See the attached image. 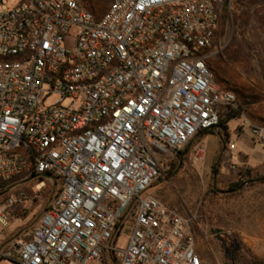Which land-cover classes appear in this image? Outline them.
<instances>
[{"label":"built area","instance_id":"1","mask_svg":"<svg viewBox=\"0 0 264 264\" xmlns=\"http://www.w3.org/2000/svg\"><path fill=\"white\" fill-rule=\"evenodd\" d=\"M231 1L110 0L102 13L89 0H20L0 12V259L206 264L198 216L179 214L150 190L237 108L211 67ZM241 127L264 143V125L245 118ZM34 179L56 191L31 225L33 210L15 214L42 194L27 188ZM13 222L27 223L10 233Z\"/></svg>","mask_w":264,"mask_h":264},{"label":"rangeland","instance_id":"2","mask_svg":"<svg viewBox=\"0 0 264 264\" xmlns=\"http://www.w3.org/2000/svg\"><path fill=\"white\" fill-rule=\"evenodd\" d=\"M19 1L0 0V12L14 7ZM89 3L96 7L99 12L104 13L110 0H89ZM77 32V28L71 30V37L66 42L69 49L74 47ZM214 51L216 54L211 59V67L218 83L222 87L234 91L237 95L244 93L247 96V102L250 103L247 113L239 119H233L229 122L231 143L224 160L226 161L233 143H237L240 147L243 144H247L246 147H249L255 143L264 148V143L253 142L249 130H246L240 139L236 135L237 127H241L245 118L255 124L264 125V0L231 1V5L227 7L223 15ZM56 100L57 97L52 96L49 103H54ZM197 142L198 139L183 149L184 155L180 156L183 167L181 169L176 168L172 170L171 174L164 175L160 180L165 178L167 183L161 188L152 189V194L183 216H188L191 213L197 215L198 224L195 231L197 250L201 258L206 264H228L229 259L222 239L226 238L227 247L231 242H234L235 236H239L232 231L238 225H243L250 232L254 231L255 225H261V222L264 221V187L238 201L228 200L227 197L220 196L212 221L200 218L202 199L212 185V167L217 159L213 162V157L209 153V138L203 144L204 153L198 154L196 152ZM177 158L179 160V157ZM219 162L221 170L222 164L221 161ZM237 173H239L237 169L226 168L224 173L219 175V180L222 182L220 186L225 188L226 182L235 179ZM27 188L33 194L42 192L37 200L33 198L34 195H31L29 205L33 207L31 209L33 212L28 221L34 225L48 205L56 187L46 179H34L28 182ZM27 222H13L9 232L24 230ZM134 226L135 219L129 220L125 224L117 241L119 249H126L129 238L133 234ZM230 231H232L231 234H229ZM241 237L236 238L238 242H242L243 237L242 239ZM254 257L247 254L244 258L241 257L240 264H252L254 260H257ZM0 264L13 263L7 259H0ZM110 264L115 263L110 261Z\"/></svg>","mask_w":264,"mask_h":264},{"label":"crops","instance_id":"3","mask_svg":"<svg viewBox=\"0 0 264 264\" xmlns=\"http://www.w3.org/2000/svg\"><path fill=\"white\" fill-rule=\"evenodd\" d=\"M229 127V124H228ZM216 132L219 130V128L214 129ZM249 130L248 128H238L236 129V135L237 138L240 139L244 135L245 131ZM249 133L250 130H249ZM229 134H230V129H229ZM252 137V134H250ZM209 138L210 140V148H209V153L213 157V162L215 159H217L220 155L221 158H219V161H221L222 164V169H221V174L224 173L226 168L232 167L233 169L239 170V173L241 171H244L246 169L252 168V169H257V168H264V148L257 146L255 143L254 145H250L249 147H246L247 144H243L242 147L240 145H237V143H233L232 149L230 150L229 156L226 161V154L228 150V146L231 143V135L229 137V140L226 144L223 143L222 137L218 134H209L206 136H200L198 137V144H201L203 146L205 140ZM253 139V142H256V140ZM257 143V142H256ZM196 145V146H197ZM195 146V149H196ZM230 165V167H229ZM230 170V169H228ZM230 172V171H229ZM235 176V179L229 180L234 181L238 179V175ZM166 176V175H165ZM167 183L166 179H162L159 181V183L155 184L152 189H158L164 186ZM222 184V182H221ZM264 187V183L262 184H257L254 186H248L244 189L242 194L239 197L235 198H228V200H240L244 199L246 196L248 197L252 193H255L258 189ZM152 189L150 190V193L152 194ZM162 201V200H161ZM164 202V201H162ZM167 204L166 202H164ZM168 205V204H167ZM264 215V214H263ZM262 215V216H263ZM29 219V218H27ZM256 229V230H255ZM233 232L237 233L239 237L242 239V244H243V249L241 251V257L244 258L247 254L255 256L254 258L257 259L260 262H264V221L261 222V225L257 224L254 226V231L250 232L248 229H246L243 225L237 226L235 230H232ZM229 234H231V232Z\"/></svg>","mask_w":264,"mask_h":264},{"label":"trees","instance_id":"4","mask_svg":"<svg viewBox=\"0 0 264 264\" xmlns=\"http://www.w3.org/2000/svg\"><path fill=\"white\" fill-rule=\"evenodd\" d=\"M240 17L243 18V16H240ZM224 89H227V88H224ZM249 105L250 103L247 102V96L244 95V93H239L237 95V108H233L229 111H226V113L222 115L221 123L219 125V130L217 132L214 129L204 130L200 133V136L204 137L209 134L218 133L222 137L223 143L226 144L230 137L229 127H228L229 122L233 119H239L243 114L247 113V109ZM181 155H184V150L180 152L178 156L179 160L177 158L176 160L172 162L171 169L168 170L167 175L171 174L173 172L172 170H175L176 168L181 169L183 167V164L181 163L182 160L180 159ZM220 167L221 166H220L219 157H218L212 167L213 168L212 185L205 192L204 197L202 199V204L200 207V218L209 219L210 222L212 221L216 213L217 201L220 196H225L228 198L239 197L246 187L264 183V168H257V169L249 168L244 171H241L238 175V179L234 181L226 182L225 184L226 187L223 188L220 186L221 182L219 180V175L221 174ZM6 187H7V184L0 183V188L2 190L5 189ZM31 211L32 210H29V211H26L25 213L17 212L15 216L26 218L29 216ZM236 238L238 239L239 236H235V239H234V245L237 246V252L235 253V257L237 260V264H239L240 257H241V251L243 249V244L240 241L238 242ZM222 244L226 248V238L222 239ZM254 261L259 262L257 260H254ZM259 263L262 264L261 262Z\"/></svg>","mask_w":264,"mask_h":264},{"label":"flooded vegetation","instance_id":"5","mask_svg":"<svg viewBox=\"0 0 264 264\" xmlns=\"http://www.w3.org/2000/svg\"><path fill=\"white\" fill-rule=\"evenodd\" d=\"M237 252V246L234 245V242H231L229 245L226 247V255L228 256L229 263L228 264H237V260L235 257V253ZM241 257H240V263H241ZM260 262V261H259ZM259 262H253L252 264H260ZM239 263V264H240ZM264 264V262H261Z\"/></svg>","mask_w":264,"mask_h":264}]
</instances>
